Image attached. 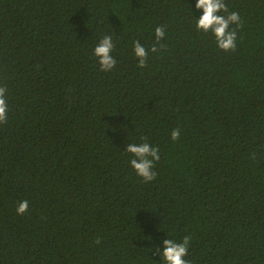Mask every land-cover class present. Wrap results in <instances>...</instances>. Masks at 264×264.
<instances>
[{"label": "trees", "instance_id": "16d2710c", "mask_svg": "<svg viewBox=\"0 0 264 264\" xmlns=\"http://www.w3.org/2000/svg\"><path fill=\"white\" fill-rule=\"evenodd\" d=\"M225 3L228 51L195 0H0V264H164L185 236L188 264H264V0ZM145 141L149 182L124 151Z\"/></svg>", "mask_w": 264, "mask_h": 264}, {"label": "clouds", "instance_id": "9594fccd", "mask_svg": "<svg viewBox=\"0 0 264 264\" xmlns=\"http://www.w3.org/2000/svg\"><path fill=\"white\" fill-rule=\"evenodd\" d=\"M195 9L201 11V15L194 18L196 29L203 32L211 31L219 49L224 51L234 50L237 33L231 26L236 25L239 27V14L235 11H229L225 0H195ZM154 35L157 42L163 39L165 36L164 27L157 26L154 29ZM114 48L115 43L111 34L103 35L95 44L92 51L101 71L108 72L115 68L117 61L112 55ZM149 51L156 52L155 45L146 50L139 41L133 42V55L137 58L139 67L142 68L145 65ZM6 92L7 89L0 86V123L5 122L8 114ZM179 135V129L171 131L173 141L177 140ZM124 151L132 154V158L129 159L128 163L136 175L145 182L152 181L155 178L154 163L160 159L157 146L146 141L141 143L129 142ZM28 206L27 200L20 201L16 208L17 213L24 214L28 210ZM189 239L185 236L182 242L178 243L173 239L165 238L161 241L162 247L157 246L155 251L162 258L164 264H188L184 257L188 252Z\"/></svg>", "mask_w": 264, "mask_h": 264}]
</instances>
